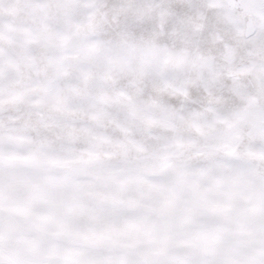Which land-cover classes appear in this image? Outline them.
I'll return each mask as SVG.
<instances>
[{"label":"rangeland","instance_id":"rangeland-1","mask_svg":"<svg viewBox=\"0 0 264 264\" xmlns=\"http://www.w3.org/2000/svg\"><path fill=\"white\" fill-rule=\"evenodd\" d=\"M0 264H264V0H0Z\"/></svg>","mask_w":264,"mask_h":264},{"label":"bare ground","instance_id":"bare-ground-1","mask_svg":"<svg viewBox=\"0 0 264 264\" xmlns=\"http://www.w3.org/2000/svg\"><path fill=\"white\" fill-rule=\"evenodd\" d=\"M251 30H252L251 22H250V19H248L247 25H246V32H249Z\"/></svg>","mask_w":264,"mask_h":264}]
</instances>
